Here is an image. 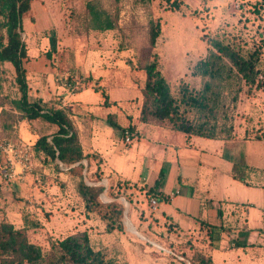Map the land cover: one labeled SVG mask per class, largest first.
I'll use <instances>...</instances> for the list:
<instances>
[{"label":"crops","instance_id":"1","mask_svg":"<svg viewBox=\"0 0 264 264\" xmlns=\"http://www.w3.org/2000/svg\"><path fill=\"white\" fill-rule=\"evenodd\" d=\"M28 15L27 23L23 17L22 26L28 53L29 100L45 109L53 107L67 112L84 155L101 159L103 176L110 183H128L141 200L142 194L156 188L163 198L158 201L153 216L170 235L179 240L188 237L194 244L204 236L207 244L197 250L213 264H264V136L238 134L207 139L187 136L161 122H141L148 64L138 67L137 55L116 49L120 26L115 30L93 32L89 37L59 39L54 19L46 9L40 10L32 1ZM26 32L33 36L32 41L28 42ZM162 60L159 69L170 84L163 72ZM9 67L16 77L14 66L6 62L1 66L0 79L4 77V68ZM176 72L181 75L182 69ZM68 76L83 81L81 89L73 95H69L64 83L59 81ZM95 86L104 89L107 104L101 93L95 91ZM13 91H8L1 83L0 222H9L21 229L25 219L30 223L29 208L35 201L53 199L57 205L68 204L71 191L82 206L83 202L72 184H77V178L57 161L46 159L43 152L34 150L41 137L47 136L50 140L59 126L43 118L21 119V112L2 101L19 99V89ZM3 110L11 117L8 131L1 121ZM126 129L133 133L130 144L124 143ZM9 141L29 145L33 155L27 164L14 163L13 176L5 178L4 173L9 169L1 148ZM93 165L96 168V164ZM234 166L240 167L243 179L235 176ZM157 181L160 182L158 187ZM141 186L144 189L141 190ZM142 208L146 206L142 204ZM56 213L53 211L55 216ZM69 215L66 209L60 218L66 221ZM83 215L88 222L96 220V216L87 215L85 209ZM82 225L75 224L70 234L87 231L93 247L109 248L105 237L102 243L93 241L97 235L93 223L88 227ZM209 226L223 229L212 247L207 236ZM148 253L146 249L141 254L130 252L126 264H183L161 254L159 260H153Z\"/></svg>","mask_w":264,"mask_h":264},{"label":"rangeland","instance_id":"2","mask_svg":"<svg viewBox=\"0 0 264 264\" xmlns=\"http://www.w3.org/2000/svg\"><path fill=\"white\" fill-rule=\"evenodd\" d=\"M32 1L40 10L46 9L53 17V25L60 35L59 39L89 37L93 33V31H87L86 19V3L91 0ZM95 1L112 13L119 12L118 26L120 28L116 33L118 37L116 49L120 48L125 51V54L133 52L137 55L138 67H145L157 54L159 64L161 58L163 59V72L170 80L172 92L177 97L182 84L197 90L202 88L201 77L191 74L196 63L213 47V43L232 45L245 58L259 49L261 55L257 69L264 75V10L260 14L254 12V6L259 0H179L178 11L169 8L174 1L178 2V0H154L145 4L137 0ZM24 17L27 23L28 13ZM151 20L159 22L161 30L154 48H151L149 43ZM24 36L28 42L33 40V36L28 32ZM10 67L4 68L2 85L12 92L19 87ZM178 69H182L181 75L176 72ZM185 73L186 75L181 79ZM68 79L70 82L75 80L68 76L61 77L59 81L65 83ZM262 79L264 81V77ZM76 80L83 84L80 78ZM190 116L193 117L194 114ZM152 121L159 123L157 120L152 119ZM218 123L222 130L219 138H229L238 134L246 137L264 136V90H257L255 87L251 89L244 85L236 102L228 96L219 110ZM90 180L91 177L86 179L87 183L94 184ZM72 184L74 188L77 185ZM96 184L104 185L106 188L101 195L104 203L118 201L124 205L122 232L114 231L104 235L105 223L98 217L93 222L85 220L84 208L80 200H75L73 192L70 191L68 204L58 203L57 205L53 199H48V202L40 203V200L30 205L28 219L30 223L40 225L28 230L29 240L42 246L44 250H49L51 242L70 234L75 224L88 227L93 223L92 228L94 226L97 228L95 231L97 235L93 233V241L102 243L101 239L105 237V242L109 245L107 249L115 264H126L130 252L136 251L137 254H141L144 249L149 252V257L153 260H159V254H161L168 259L181 261L176 256L184 255L185 258H191L194 251L207 244L204 236L197 239L194 244L193 239L187 237L179 240L175 235H170L171 232L164 230L159 220L153 216L155 211L150 210V196L147 193L142 194L143 200H141L138 194L132 192V187L125 189L121 186L120 197L114 198L118 193L116 184L110 183L104 176ZM111 186L112 191H110ZM142 189H144L143 186H141ZM141 202L146 208H142ZM66 209L71 213L70 219L61 220L60 215ZM53 211L57 212L56 216ZM96 222L97 225H95Z\"/></svg>","mask_w":264,"mask_h":264},{"label":"trees","instance_id":"3","mask_svg":"<svg viewBox=\"0 0 264 264\" xmlns=\"http://www.w3.org/2000/svg\"><path fill=\"white\" fill-rule=\"evenodd\" d=\"M137 1L145 4L154 0ZM31 2L32 0H0V73L4 63H11L15 68L16 83L20 92L19 99L2 101H7L21 112V119L43 118L59 126V131L50 140L47 136H43L37 141L34 147L35 152H43L46 159L60 162L73 177L77 178L76 190L86 214L94 215L102 220L106 225V233L122 232L124 205L118 201L104 203L101 195L106 188L104 185L96 184L103 177L100 167L101 159L96 155H84L66 111L53 107L45 109L39 103L29 100L26 70L28 53L23 38L22 20L31 9ZM179 2V0L174 1L169 8L178 11ZM263 10L264 0H259L254 6V12L260 14ZM86 19L88 32L115 30L118 28L119 12L112 13L97 1L91 0L86 3ZM160 34L159 22L151 20L149 24L151 48L155 47ZM260 55L258 49L245 58L232 45L213 43L208 54L196 63L192 72L193 76H199L203 80L202 88L197 90L182 84L177 97L160 72L159 56L155 54L153 61L145 67L146 83L142 91L144 101L140 121L157 120L187 136L219 138L222 130L218 123V114L226 98L231 96L232 101L236 102L244 85L251 89L255 87L257 90H264L262 79L264 75L257 69ZM68 82H70L69 79ZM1 83L2 79H0V86ZM94 88L96 92L101 93L107 104L108 96L104 89L98 86ZM190 114L194 116L191 117ZM10 118L9 112L4 110L1 112V121L7 131L10 128ZM111 125L114 128L117 127L115 123L111 122ZM94 163L95 170H93ZM234 173L239 179H243L240 167L234 166ZM89 177L94 184L87 183L86 179ZM159 183L157 181L156 187ZM116 185L118 193L114 198L120 197L121 186L125 189L130 187L128 183ZM112 189L111 186L110 191ZM147 195L150 198H157L158 201L163 198L161 193L156 192V188L147 191ZM39 225V223H28L25 219V226L16 229L9 222H0V264H115L107 248L93 247L87 231L76 232L55 240L51 242L49 250H44L42 246L32 243L28 237V230ZM222 232L223 229L220 227H207L209 246H213V242ZM181 257L189 264H213L209 257L198 250L194 251L191 258H185L184 255ZM182 262L187 264L186 261Z\"/></svg>","mask_w":264,"mask_h":264},{"label":"built area","instance_id":"4","mask_svg":"<svg viewBox=\"0 0 264 264\" xmlns=\"http://www.w3.org/2000/svg\"><path fill=\"white\" fill-rule=\"evenodd\" d=\"M83 84L79 80H74L72 82H65L64 86L68 92L69 95H73L81 88ZM124 136V143L130 144L133 140V133L130 129H126L123 133ZM2 151L7 156V168L9 169L6 173H4L5 178H11L13 176L11 167L16 162H23L24 164H27L29 162L30 157H32V149L29 145H26L24 143H15V142H6L2 145ZM60 166L64 169L63 165L59 162ZM158 206V200L155 197L150 198V210L151 212H154L157 209ZM181 261H186L187 264L189 262L184 259L183 257L176 256Z\"/></svg>","mask_w":264,"mask_h":264},{"label":"bare ground","instance_id":"5","mask_svg":"<svg viewBox=\"0 0 264 264\" xmlns=\"http://www.w3.org/2000/svg\"><path fill=\"white\" fill-rule=\"evenodd\" d=\"M133 231H135L134 229H133ZM136 232V231H135ZM137 233V232H136Z\"/></svg>","mask_w":264,"mask_h":264}]
</instances>
